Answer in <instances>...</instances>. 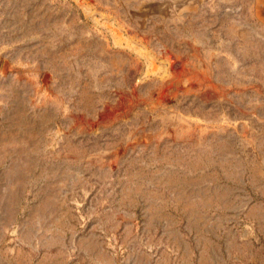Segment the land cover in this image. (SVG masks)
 I'll return each instance as SVG.
<instances>
[{
    "label": "rangeland",
    "instance_id": "obj_1",
    "mask_svg": "<svg viewBox=\"0 0 264 264\" xmlns=\"http://www.w3.org/2000/svg\"><path fill=\"white\" fill-rule=\"evenodd\" d=\"M0 264H264V0H0Z\"/></svg>",
    "mask_w": 264,
    "mask_h": 264
}]
</instances>
